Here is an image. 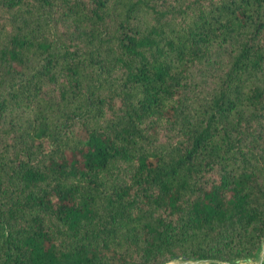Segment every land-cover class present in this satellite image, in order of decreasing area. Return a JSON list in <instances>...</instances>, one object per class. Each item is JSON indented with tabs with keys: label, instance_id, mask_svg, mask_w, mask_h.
Returning a JSON list of instances; mask_svg holds the SVG:
<instances>
[{
	"label": "trees",
	"instance_id": "1",
	"mask_svg": "<svg viewBox=\"0 0 264 264\" xmlns=\"http://www.w3.org/2000/svg\"><path fill=\"white\" fill-rule=\"evenodd\" d=\"M263 240L264 0H0V264Z\"/></svg>",
	"mask_w": 264,
	"mask_h": 264
},
{
	"label": "rangeland",
	"instance_id": "2",
	"mask_svg": "<svg viewBox=\"0 0 264 264\" xmlns=\"http://www.w3.org/2000/svg\"><path fill=\"white\" fill-rule=\"evenodd\" d=\"M264 259V240L260 251L255 256L237 257L232 261H220L216 259H196V258H173L163 264H260Z\"/></svg>",
	"mask_w": 264,
	"mask_h": 264
}]
</instances>
